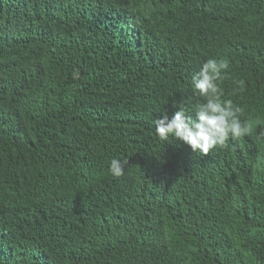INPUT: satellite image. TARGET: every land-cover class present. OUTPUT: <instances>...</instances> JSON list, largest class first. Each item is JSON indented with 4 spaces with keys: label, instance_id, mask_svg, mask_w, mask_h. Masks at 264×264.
I'll return each instance as SVG.
<instances>
[{
    "label": "trees",
    "instance_id": "obj_1",
    "mask_svg": "<svg viewBox=\"0 0 264 264\" xmlns=\"http://www.w3.org/2000/svg\"><path fill=\"white\" fill-rule=\"evenodd\" d=\"M210 57L252 130L204 155L154 121ZM0 264H264V0H0Z\"/></svg>",
    "mask_w": 264,
    "mask_h": 264
},
{
    "label": "clouds",
    "instance_id": "obj_2",
    "mask_svg": "<svg viewBox=\"0 0 264 264\" xmlns=\"http://www.w3.org/2000/svg\"><path fill=\"white\" fill-rule=\"evenodd\" d=\"M229 67L226 59L215 57L202 63L191 83L194 93L203 97L204 102L193 108L195 118L181 106L171 118L164 114L163 118L156 119L155 133L161 141L175 138L194 152L207 155L211 150L225 146L229 137L237 138L251 132L250 120L241 119L244 109L231 99H223L224 90L220 85L227 78ZM235 83L240 91L244 90V80ZM127 165V159L112 158L109 171L119 178L125 174Z\"/></svg>",
    "mask_w": 264,
    "mask_h": 264
}]
</instances>
